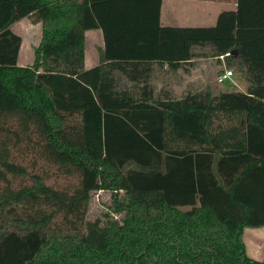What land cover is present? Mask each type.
I'll use <instances>...</instances> for the list:
<instances>
[{
  "label": "trees",
  "instance_id": "trees-1",
  "mask_svg": "<svg viewBox=\"0 0 264 264\" xmlns=\"http://www.w3.org/2000/svg\"><path fill=\"white\" fill-rule=\"evenodd\" d=\"M161 5L0 0V264H264L243 240L264 227V0L210 28L163 27ZM26 18L43 36L22 68ZM185 64L202 79L186 84ZM223 66L246 93L221 91ZM27 155L77 186H48ZM100 191L112 211L89 221Z\"/></svg>",
  "mask_w": 264,
  "mask_h": 264
},
{
  "label": "crops",
  "instance_id": "crops-1",
  "mask_svg": "<svg viewBox=\"0 0 264 264\" xmlns=\"http://www.w3.org/2000/svg\"><path fill=\"white\" fill-rule=\"evenodd\" d=\"M238 0H162L161 5V25L171 28H210L215 27L221 13L229 11H237ZM11 30L22 38V46L19 54L18 66L25 68L34 63V51L25 49L26 41L41 43L43 29L40 23L34 24L31 19L26 18L11 27ZM37 38V39H36ZM95 40L92 43L95 46L97 42H102L101 47L104 48L105 38L101 30L88 31L86 33V69H91L98 65L92 63L88 57L87 45L90 39ZM34 44V43H33ZM38 46V45H37ZM186 71L181 70L183 77L186 79V84L193 83L202 79L203 68L190 67L184 65ZM225 72V66L222 67ZM235 77L238 70H232ZM223 72V73H224ZM240 73V72H239ZM241 74V73H240ZM221 75V74H220ZM231 77V78H232ZM244 79V78H243ZM242 80V79H241ZM233 81L232 84L222 86L221 91L226 93L243 92L246 93L248 85L242 81ZM240 82V84L238 83ZM184 87H177L176 92L182 95ZM246 245L247 254L250 258L264 262V227L256 229H246L243 236Z\"/></svg>",
  "mask_w": 264,
  "mask_h": 264
},
{
  "label": "rangeland",
  "instance_id": "rangeland-1",
  "mask_svg": "<svg viewBox=\"0 0 264 264\" xmlns=\"http://www.w3.org/2000/svg\"><path fill=\"white\" fill-rule=\"evenodd\" d=\"M37 39V38H36ZM95 39L92 38L89 40L88 45H87V50H88V57L90 60L93 61L94 57L96 61L94 60L92 63H99V53L98 49L102 48V42H97L96 46L92 43ZM32 41H26L25 43V49L27 47L30 52L34 51L36 47L39 46V44L36 42L31 43ZM38 45V46H37ZM242 79V80H241ZM242 81V83H245L247 86L246 81L243 79L242 74L239 72H236L235 77L230 78L227 80L225 83L222 84V86L230 85L233 83V81ZM240 84V82H238ZM24 163L25 165L28 166L29 171L33 172H38L42 173L43 171L48 172L50 175L53 177L49 180L46 181L48 186H53L54 188L57 189H65L69 190L70 192L73 191V189L77 186L78 184V179L76 177H71V178H65L62 175L59 174V170L57 168L49 167L46 166L45 163L38 161V164L36 167H32L31 165V156H26ZM30 183V182H27ZM112 211V199H111V193L109 192H96L93 194L92 199L89 203L88 206V214H87V219L89 221H96V220H102L104 221L106 219V216L109 215ZM113 217L119 219L121 218L119 215H112ZM63 216L60 215L57 218V223L62 224Z\"/></svg>",
  "mask_w": 264,
  "mask_h": 264
},
{
  "label": "built area",
  "instance_id": "built-area-1",
  "mask_svg": "<svg viewBox=\"0 0 264 264\" xmlns=\"http://www.w3.org/2000/svg\"><path fill=\"white\" fill-rule=\"evenodd\" d=\"M229 54H227V56H229ZM223 59V57H222ZM234 75V72L232 70H225L224 73H222L221 75H219L217 81L219 84H223L225 83L227 80H229L232 76Z\"/></svg>",
  "mask_w": 264,
  "mask_h": 264
}]
</instances>
